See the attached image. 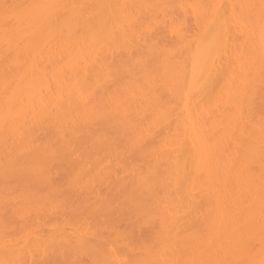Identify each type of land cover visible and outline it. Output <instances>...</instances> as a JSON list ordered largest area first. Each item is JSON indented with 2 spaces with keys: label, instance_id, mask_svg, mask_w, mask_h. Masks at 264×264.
<instances>
[{
  "label": "bare ground",
  "instance_id": "obj_1",
  "mask_svg": "<svg viewBox=\"0 0 264 264\" xmlns=\"http://www.w3.org/2000/svg\"><path fill=\"white\" fill-rule=\"evenodd\" d=\"M0 264H264V0H0Z\"/></svg>",
  "mask_w": 264,
  "mask_h": 264
},
{
  "label": "rangeland",
  "instance_id": "obj_2",
  "mask_svg": "<svg viewBox=\"0 0 264 264\" xmlns=\"http://www.w3.org/2000/svg\"><path fill=\"white\" fill-rule=\"evenodd\" d=\"M22 233H20V235H21Z\"/></svg>",
  "mask_w": 264,
  "mask_h": 264
}]
</instances>
